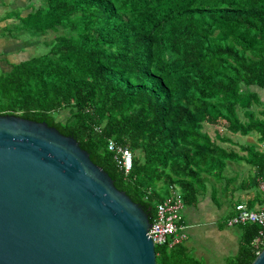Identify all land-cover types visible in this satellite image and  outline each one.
I'll return each instance as SVG.
<instances>
[{"label": "trees", "instance_id": "trees-1", "mask_svg": "<svg viewBox=\"0 0 264 264\" xmlns=\"http://www.w3.org/2000/svg\"><path fill=\"white\" fill-rule=\"evenodd\" d=\"M37 2L25 15H8L18 21L6 35L36 40V51L0 70V113L76 138L150 221L171 186L191 205L228 161L245 160L264 176V152L247 147L239 155L202 130L255 131L264 141V109L259 117L253 108L264 101L251 88L264 92V0ZM65 108L67 118L57 120ZM110 139L130 149L127 173L108 150ZM238 226L241 244L229 263L250 264L264 247L251 243L259 226ZM155 250L156 264H202L181 243Z\"/></svg>", "mask_w": 264, "mask_h": 264}, {"label": "water", "instance_id": "water-1", "mask_svg": "<svg viewBox=\"0 0 264 264\" xmlns=\"http://www.w3.org/2000/svg\"><path fill=\"white\" fill-rule=\"evenodd\" d=\"M149 227L76 138L0 113V264H156Z\"/></svg>", "mask_w": 264, "mask_h": 264}, {"label": "crops", "instance_id": "crops-1", "mask_svg": "<svg viewBox=\"0 0 264 264\" xmlns=\"http://www.w3.org/2000/svg\"><path fill=\"white\" fill-rule=\"evenodd\" d=\"M37 1L0 0V37H8L6 26L18 21L16 14L8 16L9 14L4 15L5 12L9 9L18 10L21 15H25L31 9V4ZM255 106L258 107L255 111L256 115L261 117L260 110H263L264 106L262 104ZM227 132L229 134L226 135ZM221 135L230 140L228 143L233 147L232 150L239 152V155L246 156L247 147H254L258 152H264V141L258 140V133L255 131L248 135H241L225 130V133ZM236 136L240 137L241 141L236 140L234 138ZM241 162L249 167L246 173L235 171L225 173L224 170L222 178H210L206 182V188L199 192L197 201L183 208L182 222L187 226V235L181 244H184L187 251L199 259L202 264H230L229 261L237 255L241 244L242 229L239 226L226 224L227 218L233 213L234 204L243 202L247 206L251 204V208L264 207V191L260 188L264 176H256L254 166L245 160ZM230 178L235 179L233 184ZM218 187L222 190L221 201L218 198L220 195Z\"/></svg>", "mask_w": 264, "mask_h": 264}, {"label": "built area", "instance_id": "built-area-1", "mask_svg": "<svg viewBox=\"0 0 264 264\" xmlns=\"http://www.w3.org/2000/svg\"><path fill=\"white\" fill-rule=\"evenodd\" d=\"M108 150L114 152V159L119 167L127 173L132 165V153L127 146L117 144L110 139L107 143ZM264 191V181L260 184ZM184 202L181 191L176 186H171L169 192L155 204V215L150 221L147 235L154 246L168 245L172 247L182 243L186 238L187 226L182 222ZM254 223L259 226L257 235L252 240V245L264 244V207L249 208L245 203L234 204L233 213L227 218L228 226H238Z\"/></svg>", "mask_w": 264, "mask_h": 264}, {"label": "rangeland", "instance_id": "rangeland-1", "mask_svg": "<svg viewBox=\"0 0 264 264\" xmlns=\"http://www.w3.org/2000/svg\"><path fill=\"white\" fill-rule=\"evenodd\" d=\"M12 10L9 9L8 12H5V14H10ZM54 35V32H48L46 35L47 39L52 38ZM4 35H2L3 37ZM1 38V37H0ZM24 40H17L15 38H10L4 37L0 39V70L6 71L9 70L11 65V62H17L19 60L27 59L29 56H32L35 54L36 47H35V42L36 40H30L27 38H22ZM42 48V47H41ZM252 89H257L259 91L260 97L262 100H264V92L261 89H258L256 86H252ZM255 108V111H257V106H253ZM69 112L68 109L65 108L61 110L60 112L56 113V119L57 120H65L68 116ZM239 115L241 118H244L242 112H239ZM222 126L218 125H209V124H204L203 126V131L208 133L219 145L224 147L228 151H233V147L228 143L229 141H221L220 139L217 138L216 134L218 133L219 135L225 133V129ZM229 134L228 132L226 135ZM236 140L241 141L240 137H234ZM232 139V138H231ZM233 140V139H232ZM238 151V149H235ZM235 152V151H234ZM239 153V152H238ZM228 166L225 169V173H231L232 171H235L237 173H246L247 169L249 168L247 165L243 164L241 161L240 162H228ZM239 177V176H238ZM239 179V178H238ZM212 180V179H211ZM220 195H218L219 200L221 201V188L218 187ZM235 199V197H234ZM232 199V201L234 200ZM184 245V244H183ZM234 259V258H233Z\"/></svg>", "mask_w": 264, "mask_h": 264}]
</instances>
